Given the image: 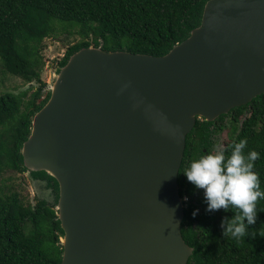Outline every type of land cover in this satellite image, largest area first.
<instances>
[{
	"label": "water",
	"instance_id": "water-1",
	"mask_svg": "<svg viewBox=\"0 0 264 264\" xmlns=\"http://www.w3.org/2000/svg\"><path fill=\"white\" fill-rule=\"evenodd\" d=\"M55 75L21 156L58 184L60 264H188L187 137L264 94V0H208L162 56L90 45Z\"/></svg>",
	"mask_w": 264,
	"mask_h": 264
},
{
	"label": "trees",
	"instance_id": "trees-1",
	"mask_svg": "<svg viewBox=\"0 0 264 264\" xmlns=\"http://www.w3.org/2000/svg\"><path fill=\"white\" fill-rule=\"evenodd\" d=\"M208 0H0V67L25 83L38 87L19 94H0V177L5 172L24 174L21 148L30 133L33 115L46 103L50 91L42 79L47 64L45 40L60 34H78L81 41L70 46L59 61L82 47L102 46L106 51L162 56L187 38L202 18ZM229 121V127L228 125ZM228 130L221 149L247 141L243 149L259 153L253 171L264 190V94L246 106L231 110L214 122L198 119L187 137L179 173L184 200L183 236L195 252L188 264H264V200H257L256 236L236 240L221 234L220 221L234 209L206 212L203 190L182 174L193 158L212 152L214 135ZM47 181L58 199L57 182L44 172L33 173ZM55 204H35L0 182V264H60L63 230ZM193 209H199L195 216Z\"/></svg>",
	"mask_w": 264,
	"mask_h": 264
},
{
	"label": "clouds",
	"instance_id": "clouds-1",
	"mask_svg": "<svg viewBox=\"0 0 264 264\" xmlns=\"http://www.w3.org/2000/svg\"><path fill=\"white\" fill-rule=\"evenodd\" d=\"M247 141L240 139L230 145L226 155L224 149L202 154L189 161L183 175L194 188L203 190L206 212L218 209L235 211L231 216H223L220 221L221 234L240 240L256 236L250 226L256 223L257 200H264V190L260 187L257 173L253 171V161L259 153L243 152ZM187 200V196L183 198ZM199 209H193L195 216Z\"/></svg>",
	"mask_w": 264,
	"mask_h": 264
},
{
	"label": "rangeland",
	"instance_id": "rangeland-1",
	"mask_svg": "<svg viewBox=\"0 0 264 264\" xmlns=\"http://www.w3.org/2000/svg\"><path fill=\"white\" fill-rule=\"evenodd\" d=\"M81 41V37L78 34H60L59 37H51L45 40L44 55L47 60V64L42 72V79L47 83V89L55 80V74L59 70V61L64 57L70 46H73ZM38 83H25L18 77L7 74L0 67V94L14 93L19 94L21 92L29 90V88L36 89ZM228 121V127H229ZM228 138V130L223 131L215 137L216 147L215 151L223 146V143ZM213 152V153H214ZM0 182L5 183L10 189L19 191L22 196L29 199L32 204H35L36 200H46L50 204H55V199L52 191L48 189L45 183L41 180H36L30 176L29 173L17 174L13 172H5L0 177Z\"/></svg>",
	"mask_w": 264,
	"mask_h": 264
},
{
	"label": "flooded vegetation",
	"instance_id": "flooded-vegetation-1",
	"mask_svg": "<svg viewBox=\"0 0 264 264\" xmlns=\"http://www.w3.org/2000/svg\"><path fill=\"white\" fill-rule=\"evenodd\" d=\"M221 133H222V132H221ZM221 133H218V134H221ZM218 134H215V135H214V142H215V137H216ZM223 145H224V143H223ZM215 147H216V144H215V146H214L212 152H214ZM221 148H222V147H221ZM221 148H220V149H221ZM220 149H219V150H220Z\"/></svg>",
	"mask_w": 264,
	"mask_h": 264
}]
</instances>
